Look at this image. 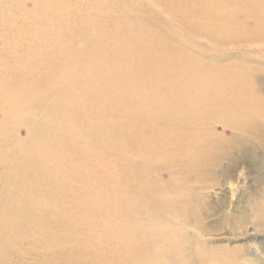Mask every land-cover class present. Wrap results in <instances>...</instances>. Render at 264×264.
<instances>
[{"label":"rangeland","instance_id":"1","mask_svg":"<svg viewBox=\"0 0 264 264\" xmlns=\"http://www.w3.org/2000/svg\"><path fill=\"white\" fill-rule=\"evenodd\" d=\"M180 235L264 264V0H0V264Z\"/></svg>","mask_w":264,"mask_h":264},{"label":"bare ground","instance_id":"2","mask_svg":"<svg viewBox=\"0 0 264 264\" xmlns=\"http://www.w3.org/2000/svg\"><path fill=\"white\" fill-rule=\"evenodd\" d=\"M210 148H212V147H210ZM212 150H214V151H216L215 150V148H212ZM122 194V193H121ZM122 196V195H121ZM130 198V197H129ZM11 199V198H10ZM21 199V198H20ZM19 199V200H20ZM127 199V198H126ZM18 201V200H17ZM121 201V200H120ZM33 203V202H32ZM47 203V202H46ZM45 203V204H46ZM49 203V202H48ZM20 204H21V202H20ZM119 204V203H118ZM141 204V203H140ZM22 205V204H21ZM42 205H44V204H42ZM18 206V205H17ZM119 206H120V204H119ZM35 207V206H34ZM29 208H30V206H29ZM36 208V207H35ZM35 208H34V210H35ZM113 208V207H112ZM127 208V207H126ZM41 209H42V207H41ZM129 209V208H128ZM134 209V208H133ZM140 209V208H139ZM46 210V209H45ZM47 211V210H46ZM134 211V210H133ZM150 211V210H149ZM135 212V211H134ZM124 213H125V211H124ZM155 213V212H154ZM46 214V213H45ZM115 215H117L118 216V214H115ZM185 215H187V214H185ZM169 216H170V214H169ZM168 216V217H169ZM42 217H44V216H42ZM126 218V217H125ZM159 218V217H158ZM34 219H36V217L34 218ZM118 219V218H117ZM121 219V218H120ZM123 219H124V217H123ZM169 219H170V217H169ZM171 220H172V218H171ZM173 221V220H172ZM114 223V222H113ZM129 223V222H128ZM173 223H175V221H173ZM172 223V224H173ZM105 224V223H104ZM117 224L119 225V223L117 222ZM116 224V225H117ZM122 223H120V225H121ZM131 224V223H130ZM172 224H171V227H173L172 226ZM133 225V224H132ZM131 225V226H132ZM157 225V224H156ZM178 225H180V224H177V226ZM82 226V225H81ZM114 226V225H113ZM131 226L129 227V229L131 228ZM142 226V225H141ZM149 226V225H148ZM154 226H155V222H154ZM108 227V226H107ZM123 227V226H122ZM125 227V226H124ZM158 227H159V225H158ZM163 227V226H162ZM170 227V226H169ZM174 227H176V226H174ZM114 228V227H113ZM133 228V227H132ZM150 228V227H149ZM166 228V227H165ZM178 229H179V227H177ZM126 229V228H125ZM124 229V230H125ZM152 230H153V227L151 228ZM171 229V228H170ZM187 229V228H186ZM116 230H118V229H116ZM150 230V229H149ZM173 230V229H172ZM118 231H120V230H118ZM121 231H122V229H121ZM165 231V230H164ZM182 231H184L185 232V230H182ZM189 230H187V232H188ZM105 231H103L102 230V233H104ZM109 232H110V230H109ZM112 232V231H111ZM126 232V231H125ZM173 231H171V233H172ZM179 232H180V230H179ZM184 232H182L183 234H184ZM191 232V231H190ZM99 233V232H98ZM121 233H123V232H121ZM170 233V234H171ZM181 234V233H180ZM187 234V233H186ZM109 235V234H108ZM119 235V234H118ZM135 235V234H134ZM138 235V234H137ZM141 235H142V233H141ZM175 235H179V234H175ZM188 235V234H187ZM193 235V234H192ZM195 235V234H194ZM200 235L201 234H199V238L198 239H200ZM97 236V235H96ZM109 236H111V235H109ZM136 236V235H135ZM139 236V235H138ZM191 236V235H190ZM105 237V236H104ZM134 237V236H133ZM132 237V238H133ZM183 237H185L184 235H183ZM195 237V236H194ZM101 238V237H100ZM106 238V237H105ZM111 238V237H110ZM124 238V237H123ZM125 238H126V236H125ZM125 238H124V240H125ZM131 238V239H132ZM161 238V237H160ZM159 238V239H160ZM182 237H181V235L180 236H177L176 238H174V241L173 242H175L174 244H175V246H174V248L173 247H171V252L173 251L174 253H176L177 255H178V257H180L181 258V261H182V264H225V262H226V260H225V256L224 257H217V256H215L214 254H211L210 252H205V251H203V250H201L200 248H198V246H197V248L195 247V246H193V245H191L192 244V242H189V243H185V242H181L182 240ZM188 238H189V236H188ZM112 239V238H111ZM115 239H117V238H115ZM114 239V240H115ZM127 239H129L128 237H127ZM126 239V240H127ZM136 239V238H135ZM163 239V238H162ZM191 239H193V238H191ZM121 240V239H120ZM123 240V241H124ZM134 240V239H133ZM108 241V240H107ZM135 241V240H134ZM134 241L132 242L133 244H134ZM137 241V240H136ZM163 241V240H162ZM161 241V243L163 244V242ZM184 241V240H183ZM186 242H188L187 240H185ZM193 241V240H192ZM196 241H197V239H196ZM199 241V240H198ZM100 242V241H99ZM116 242V241H115ZM130 242V241H129ZM128 242V243H129ZM179 242H181V243H179ZM101 243V242H100ZM104 243V242H103ZM121 243V242H120ZM131 243V245L132 246H134L133 244ZM191 243V244H190ZM116 244V243H115ZM114 244V245H115ZM125 244V243H124ZM150 244H152V243H150ZM168 244V243H167ZM113 246V245H112ZM125 246H126V244H125ZM170 246H172V245H170ZM101 247V246H100ZM128 247V246H127ZM131 247V246H130ZM168 247V246H167ZM120 248V247H119ZM124 248V247H123ZM123 248H121L122 250V252H123ZM126 248V247H125ZM129 248V247H128ZM149 248V247H148ZM150 249V248H149ZM96 251V250H95ZM125 252V251H124ZM159 252H160V250H159ZM158 252V253H159ZM170 252V251H169ZM172 252V253H173ZM222 252V251H221ZM161 254H164L163 253V251H161L160 252ZM97 254V253H96ZM124 254V253H123ZM128 254V253H127ZM222 255V254H221ZM173 257V256H172ZM177 258V257H176ZM111 259V258H110ZM227 259V258H226ZM175 260V259H174ZM102 261V260H101ZM105 261V260H104ZM177 262V261H176ZM227 262H228V259H227Z\"/></svg>","mask_w":264,"mask_h":264}]
</instances>
